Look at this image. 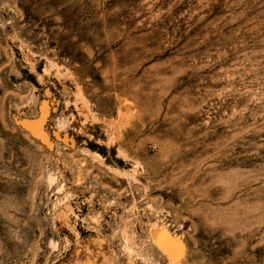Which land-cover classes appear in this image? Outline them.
<instances>
[{"label":"rangeland","instance_id":"1","mask_svg":"<svg viewBox=\"0 0 264 264\" xmlns=\"http://www.w3.org/2000/svg\"><path fill=\"white\" fill-rule=\"evenodd\" d=\"M0 264H264V0H0Z\"/></svg>","mask_w":264,"mask_h":264},{"label":"bare ground","instance_id":"2","mask_svg":"<svg viewBox=\"0 0 264 264\" xmlns=\"http://www.w3.org/2000/svg\"><path fill=\"white\" fill-rule=\"evenodd\" d=\"M32 123V122H31ZM30 123V124H31ZM39 123H41V122H39ZM33 124V127H32V130H33V132L36 134V135H43V130H42V128H41V124ZM31 126V125H30ZM29 129V128H28ZM39 136V137H40ZM42 137V136H41ZM159 233V232H158ZM164 234V233H163ZM156 235H157V233H156ZM168 236V235H167ZM171 246V245H170Z\"/></svg>","mask_w":264,"mask_h":264}]
</instances>
